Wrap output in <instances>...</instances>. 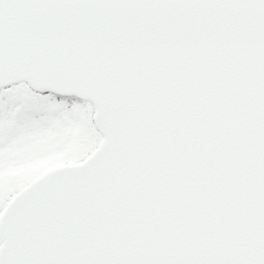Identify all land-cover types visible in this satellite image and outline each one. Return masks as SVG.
Masks as SVG:
<instances>
[{
  "label": "snow or ice",
  "instance_id": "obj_1",
  "mask_svg": "<svg viewBox=\"0 0 264 264\" xmlns=\"http://www.w3.org/2000/svg\"><path fill=\"white\" fill-rule=\"evenodd\" d=\"M0 264H264V0H0Z\"/></svg>",
  "mask_w": 264,
  "mask_h": 264
}]
</instances>
